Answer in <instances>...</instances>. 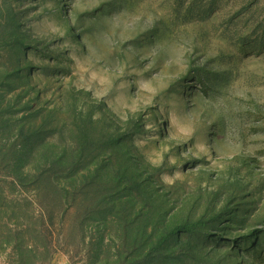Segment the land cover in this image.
<instances>
[{"label":"rangeland","instance_id":"obj_1","mask_svg":"<svg viewBox=\"0 0 264 264\" xmlns=\"http://www.w3.org/2000/svg\"><path fill=\"white\" fill-rule=\"evenodd\" d=\"M0 264H264V0H0Z\"/></svg>","mask_w":264,"mask_h":264},{"label":"trees","instance_id":"obj_2","mask_svg":"<svg viewBox=\"0 0 264 264\" xmlns=\"http://www.w3.org/2000/svg\"><path fill=\"white\" fill-rule=\"evenodd\" d=\"M198 224L199 223H195L193 225L186 224V225L181 226V228L184 229L186 232H191L194 229V227L197 226Z\"/></svg>","mask_w":264,"mask_h":264}]
</instances>
